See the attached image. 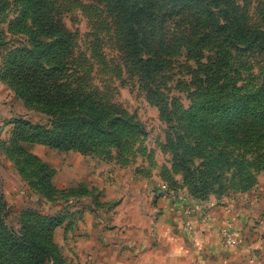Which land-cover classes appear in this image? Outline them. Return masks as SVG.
<instances>
[{"label": "rangeland", "instance_id": "obj_1", "mask_svg": "<svg viewBox=\"0 0 264 264\" xmlns=\"http://www.w3.org/2000/svg\"><path fill=\"white\" fill-rule=\"evenodd\" d=\"M56 1L74 37L73 82L80 77L84 90L115 110L124 133L119 146L104 144L86 153L21 140L20 149L54 172L52 199L31 189L33 166L15 150L14 139L18 131L32 135L34 130L17 122H32L38 130H51L52 124L45 113L16 96L7 77L11 53L30 46L26 32L31 21L21 18L18 0H0V219L1 203L8 216L3 221L17 233L27 209L41 217L62 218L55 241L56 231H77L86 215L94 216L95 230L109 226V217L128 201L124 213L137 216L135 206L149 211L152 220L143 212L153 223L141 220L140 225H152L148 230L156 236L167 231V225L158 224L167 216L160 207L178 194L200 202L221 201L241 185L264 186V139H257L251 103L264 83V52L250 54L229 45L203 17L177 16L168 19L164 31L162 25L156 29L157 41L168 40L170 46L163 53L164 71L148 80L128 60L116 18L102 2ZM223 8L245 27L264 30V0H224ZM256 106L264 116V97ZM228 115L236 116L231 135L242 136L237 144L225 135L231 129H226ZM36 146L42 149L39 156ZM56 245L64 264L82 260L80 252L71 249L68 258Z\"/></svg>", "mask_w": 264, "mask_h": 264}, {"label": "trees", "instance_id": "obj_2", "mask_svg": "<svg viewBox=\"0 0 264 264\" xmlns=\"http://www.w3.org/2000/svg\"><path fill=\"white\" fill-rule=\"evenodd\" d=\"M98 1L114 14L124 39L128 60L148 80L164 71L163 53H168L170 46L168 40L167 43L165 39L157 41L156 29L162 25L161 29L164 31L168 19L177 16L203 17L213 32L222 37V40L225 38L229 45L236 49L242 48L250 54L264 52V30L245 27L235 14L223 8L224 0ZM18 2L21 18L31 21V27L26 32L30 38V46L11 53L7 77L19 99L51 118L52 129L46 130L43 127L38 130V125L19 120V125L30 127L34 134L16 132L15 150L25 156L27 164L33 166L29 172L31 177L28 178V185L50 200L56 193L51 182L54 172L38 157L20 149L17 144L22 140L31 145H43L62 151L79 150L84 153L104 144L119 146L124 133L121 123L123 120L120 116L113 115L115 110L106 108L84 90L80 77H75L73 82L71 57L74 37L63 24L58 2ZM163 12L165 13L162 14ZM215 15H219L218 19ZM253 97L255 99L251 103L255 113L252 116L257 118V139L261 141L264 139V116L258 112L256 105L263 100L264 83L257 96ZM247 114L248 112L245 116ZM235 118L228 115L227 120L230 122L226 124V129H231H228V133L221 130L232 144L242 141V136L231 135L232 128L236 127ZM22 171L25 172L24 169ZM253 185H241L234 188V192H248L253 189ZM1 209L4 213L0 219V264H64L53 238L54 231L63 222L62 218L41 217L27 209L20 215V232L17 233L6 224L5 203H1Z\"/></svg>", "mask_w": 264, "mask_h": 264}, {"label": "crops", "instance_id": "obj_3", "mask_svg": "<svg viewBox=\"0 0 264 264\" xmlns=\"http://www.w3.org/2000/svg\"><path fill=\"white\" fill-rule=\"evenodd\" d=\"M41 150L36 146L34 153L39 156ZM125 203L119 214L109 217L113 219L109 226L95 230L94 216L86 215L77 231L67 235L56 231V243L68 258L71 249L81 253L82 260L74 264H264V186L221 201L200 202L178 194L159 206L167 216L158 224L167 225V231L156 236L148 230L152 225H140L141 220L153 223L149 211L135 206L137 216L126 215ZM186 208L194 209L192 236L181 230ZM225 226L239 236L233 248H225L220 241L219 231Z\"/></svg>", "mask_w": 264, "mask_h": 264}, {"label": "built area", "instance_id": "obj_4", "mask_svg": "<svg viewBox=\"0 0 264 264\" xmlns=\"http://www.w3.org/2000/svg\"><path fill=\"white\" fill-rule=\"evenodd\" d=\"M193 212H194V209L192 208L185 209V214L187 216V219L184 222V229L191 236L194 234V224L192 221ZM207 217H208V214L205 215V219H207ZM219 238H220L222 245L225 248H233L239 242V236H237L236 233L229 230V228L226 226L220 229Z\"/></svg>", "mask_w": 264, "mask_h": 264}]
</instances>
